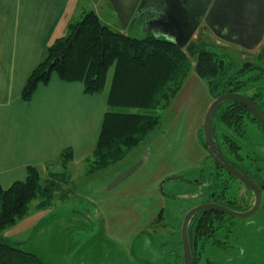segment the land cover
Masks as SVG:
<instances>
[{
	"label": "rangeland",
	"instance_id": "374dc122",
	"mask_svg": "<svg viewBox=\"0 0 264 264\" xmlns=\"http://www.w3.org/2000/svg\"><path fill=\"white\" fill-rule=\"evenodd\" d=\"M147 7L143 3L141 9L145 10ZM87 10L95 11L102 22L119 30L120 25L111 9L110 2L102 0L96 3L91 0H83L81 11ZM137 16L133 17L132 22L125 29V33L131 37L143 38L148 33L142 32L137 23L138 21L144 22V14L140 17ZM80 18L81 16L76 19ZM206 49L217 53L223 57V60L226 59L227 61L232 58L233 63L238 64L232 68V71L228 72L229 74L242 66L241 59L236 54L233 57L231 53L234 51L230 47L228 51L222 50L223 47L218 49L206 46ZM262 64L264 65V62ZM255 72L254 70L243 72L239 80L245 82L250 76L255 75ZM110 75L111 72H109L107 79ZM201 82L206 83L203 79ZM254 82L256 81L251 83ZM204 90L207 96L205 93L197 94L192 112L189 109H182L178 112L176 107L160 110L159 126L150 132L149 136L142 142L152 138V133L182 132L183 125L180 129L169 130L168 125L171 122L181 124L194 122L193 116L198 112V108L202 109L206 106L207 101L210 103L213 101L211 93L205 88ZM220 90V88L215 89L214 94L216 95ZM239 90L242 91V88ZM183 96L184 94H181V97ZM206 111L201 115L202 123ZM211 121L216 130L225 131L216 115L212 117ZM244 122V137L237 140L240 144L238 153L245 156L244 164L250 167L252 175L262 187L260 206L251 216L244 218L226 216L223 221L213 222L212 230L219 223L222 224L216 230L220 234L219 240L215 246L210 243V240L204 243L205 249L195 256L196 264H264V130L256 129L257 126L252 120L246 119ZM202 126L203 124L199 131V141L203 143ZM233 137L234 140L237 139L235 136ZM142 142L137 146L139 150L142 149L140 146ZM165 144L162 139L158 145L153 146L150 150L153 153V156L150 155L153 157V162L147 167L145 166L135 179H131V176L128 178L126 194L123 193V190L122 192L113 190L112 207L108 206L107 210L104 202L100 203L101 206L95 204L92 207L79 194L83 193V182L87 178L84 171L88 164L85 160L82 163H72L66 168L68 172L66 178L69 177V179L56 192V198L52 203L35 211L33 207L37 201L31 202L26 215L18 218L15 224L1 231L0 241L18 245L23 251L35 254L44 264H181V262L183 264L181 236L179 235L181 222L187 210L197 206L205 198L204 190H202L201 195L198 194V191L208 183V179L210 180L208 171L211 167H215L210 157L207 156L203 164H198L189 172H185L182 179L177 180V178L173 179L172 177V180L164 178L160 181L159 189L164 193L166 202L162 213V224L169 227L165 232L157 231L155 226L158 225L149 223L152 217L143 211L140 222L146 221V223L135 236V232H138L139 228L137 215L131 212L134 208L132 207L129 214L124 212L125 207L122 208L120 204L123 202L124 206H128L129 202L136 198L140 199V202L148 199L149 192L147 190L149 189L148 184L153 179L152 174L157 172L160 174L158 170L162 169V159L168 155L165 153L169 152V148L173 147H168ZM173 145L174 147L177 146L176 144ZM176 153H178V149H172L171 153L169 152L171 155ZM165 166L169 167V164ZM59 170L61 169L58 165L48 164V166L42 167L41 174L47 178L49 172H59ZM221 176L226 180L229 195L236 202L234 209L244 212L245 208L253 202L251 192L244 185L242 186L224 173ZM197 178H199V182H197ZM71 185H73L72 191H70ZM107 215L111 218L108 219ZM154 227L156 230H153Z\"/></svg>",
	"mask_w": 264,
	"mask_h": 264
},
{
	"label": "trees",
	"instance_id": "16d2710c",
	"mask_svg": "<svg viewBox=\"0 0 264 264\" xmlns=\"http://www.w3.org/2000/svg\"><path fill=\"white\" fill-rule=\"evenodd\" d=\"M81 12V18L70 22L65 34L46 47L44 60L32 69L20 95L25 103H29L36 87L47 84L55 73L63 81L82 82L87 94L103 91L108 93V109L95 150L90 157L84 159L88 164L84 175L115 165L149 136L160 124L159 111L169 108L192 71L206 81L213 98L227 91H237L248 86L247 84L255 89V96L259 100L264 97V65L261 61L242 62L237 71L229 74L238 64L233 63L232 58L223 60L217 53L208 51L203 43L196 44L192 50L193 55H190L163 37H155L151 33L143 38L131 37L102 22L95 11ZM231 54L235 56L234 53ZM249 70L256 71V74L245 82L240 81L242 73ZM109 72L111 75L107 84ZM253 81L256 82L251 83ZM218 88L221 90L215 95V89ZM254 104L264 117V99ZM244 109L240 102L227 100L213 114H216L226 131L239 134L236 140H227L228 153L240 149L237 140L244 137L242 114L247 113L256 123ZM242 157L245 162V156ZM72 163L71 149H64L56 159L44 165H58L61 169L59 172H49L48 177L44 178L41 174L43 166L30 165L26 168L24 180L14 181L9 187L0 186V233L26 215L31 202L37 201L33 207L35 211L51 203L61 185L69 179L66 178V168ZM215 168L219 169L218 166ZM236 169L244 173L240 168ZM251 179L256 181L255 176ZM256 183L259 185L257 181ZM162 217L159 213L153 224H162ZM213 217L217 220V217ZM201 219L203 222L196 231L193 229V220L190 221L188 235L196 233L197 240H202L203 236L211 238V233H208L213 225L209 221L211 214H204ZM221 225L219 223L210 232L218 230ZM166 227L167 225L162 229ZM192 258L193 262L197 260L193 256ZM0 264L44 263L35 254L23 251L18 245L0 241Z\"/></svg>",
	"mask_w": 264,
	"mask_h": 264
},
{
	"label": "crops",
	"instance_id": "0c3cea01",
	"mask_svg": "<svg viewBox=\"0 0 264 264\" xmlns=\"http://www.w3.org/2000/svg\"><path fill=\"white\" fill-rule=\"evenodd\" d=\"M98 1L102 0L93 2ZM82 4L83 0H0L1 187H9L14 181L24 180L27 166H44L48 161L56 159L64 149H71L74 164L82 163L95 150L108 109L106 91L87 94L82 82H66L55 73L47 84L36 87L29 103H25L20 95L32 69L44 60L46 47L54 39L65 34L70 22L79 18ZM167 4V0L154 1L152 6L148 5L138 14L139 17L144 14L145 22L137 23L142 32L162 34L159 29H151L150 23L164 16V7ZM213 26L218 25L213 23ZM228 28L236 29L234 25H228ZM201 81L194 72L190 73L169 108L176 107L178 112L182 109L194 111L197 94L205 93L207 96L204 88L209 92L206 83ZM181 94L184 96L181 97ZM209 103L207 101L204 108H198V112L193 116L194 122H171L168 125L169 130L180 129L183 125L182 132L152 133V138L141 141L142 149L136 147L115 165L86 175L83 193L79 194L92 207L104 202L107 210L108 206L112 207L113 190H123L126 194L128 178L131 176V179H135L145 166L153 162V153L150 152L153 146L163 139L165 145L173 146L168 150L170 153L172 149H178V153L173 155L166 152L168 155L162 159V169L158 170L160 174L157 171L152 174L153 179L147 190L148 199L140 202V199L136 198L129 202L128 206L120 203L122 208L125 207L124 212L129 214L132 207L134 208L131 212L137 215V236L146 223L140 222L143 211L151 215L149 223H153L158 214L163 213L166 202L164 193L159 189L160 181L164 178L172 180V177L182 179L185 172L204 163L207 155L199 141V131L203 124L200 118ZM173 144L177 146L174 147ZM168 164L169 167H166ZM72 189L73 185L70 191ZM110 218L108 216V219ZM158 226L157 231L162 232L169 228L167 226L162 229L166 224Z\"/></svg>",
	"mask_w": 264,
	"mask_h": 264
},
{
	"label": "water",
	"instance_id": "95a60500",
	"mask_svg": "<svg viewBox=\"0 0 264 264\" xmlns=\"http://www.w3.org/2000/svg\"><path fill=\"white\" fill-rule=\"evenodd\" d=\"M97 1V0H93ZM110 2L115 18L119 23V31L123 32L133 19L143 11V3L147 0H106ZM145 1V2H144ZM164 7V16L150 23L151 29H159L162 34H153L155 37L162 35L167 41L185 49L193 55L192 50L195 42L192 36L201 26L207 25L212 28L213 23L220 28L225 27L230 31L228 25L235 26L238 39L234 41L245 49H252L263 39L264 34V0H167ZM145 22V21H144ZM234 29V28H233ZM151 33L149 31H146ZM227 100L240 102L247 109L253 119L264 129V118L251 99L242 94L227 92L216 97L207 107L203 119V148L210 156L215 166L220 167L227 175L244 184L253 195V205L244 212L230 209L217 203H201L187 210L181 222L179 235L181 236L183 264H193L191 247L189 246L188 226L192 217L201 212H215L226 214L230 217L244 218L253 215L261 203V187L245 174L239 172L234 165L220 153L218 144L215 142L211 132V119L216 108Z\"/></svg>",
	"mask_w": 264,
	"mask_h": 264
},
{
	"label": "flooded vegetation",
	"instance_id": "af4514ba",
	"mask_svg": "<svg viewBox=\"0 0 264 264\" xmlns=\"http://www.w3.org/2000/svg\"><path fill=\"white\" fill-rule=\"evenodd\" d=\"M154 1H157V0H150V1L146 2L145 4L147 6L148 5L152 6V3ZM262 38L263 39L259 42V44L257 46H255L252 49L247 50L244 47H242L240 44L234 42L238 39V34H237L236 30L232 29V28H230V31H226V29H220L218 26H213L212 28H210L207 25H203V26H201L200 29H197L196 32L194 33V35L192 36V39L195 42V45L196 44L200 45L203 43L204 45L210 46L213 48L215 47V48L219 49V48L223 47L224 49H222V50H227V51L229 50V47H230L231 50L234 51L233 53L236 54L239 57V59H241L240 60L241 62H245L248 60L252 61V62H260V61L264 62V34H263ZM247 85L249 87L248 86L242 87V91H240L238 89L237 91H233V92L238 93V94L240 93L243 96H246L248 99H251L253 102H256V103L262 102L264 97H262V99L259 100L260 98L255 96V93H256L255 89L253 87H251L249 84H247ZM227 92H232V91H227ZM226 93H221V94H226ZM214 99H216V98H213V100ZM220 105H223V103H221ZM216 118L218 119L217 116H216ZM245 118L251 120L247 116V113H245V114L243 113L242 119L246 120ZM252 122H254V121H252ZM255 124L258 125V127H256V129L259 130L261 127L259 126V124L257 122ZM262 130H264V129H262ZM225 131L216 130L215 126H212V123H211L212 136H213L215 142L218 144V148H219L220 153L223 154V156L227 159V161L229 163L231 162V164L237 166L236 168H238V169L240 168L241 170H243L244 173H246V175H248V177L250 178V176H252L250 167L248 165H245V164H244L245 166L241 165L244 163L242 160L243 157L238 153V151L232 152V153L230 152V154L228 153L229 143L227 140L233 139L234 138L233 136L237 137V136H239V134L237 132H232V131H226L225 132ZM218 137L220 139L219 141H218ZM206 155L208 157H210L207 153H206ZM238 155H239V157H238ZM233 156H234V158H233ZM218 168L219 169H217L215 167H213V168L211 167L210 170L208 171V176H209L210 180L208 179V183L205 184L198 191V194L201 195L202 190H204L203 192L205 194V198L203 200H201L198 204L213 202V203H217L219 205L222 204V205H224L230 209H234L233 207H234V204L236 202L229 195V193H228L229 188L226 185V180L223 176H221V174L224 173L227 177H230V176L227 175L220 167H218ZM230 178H233V177H230ZM198 179L199 178H197V182H199ZM233 179L235 181H237L239 184H241L235 178H233ZM241 185L243 186L244 184H241ZM245 188H247V187L245 186ZM252 199H253V195H252ZM253 202H254V199H253ZM253 202H252V204L247 206L245 208V210L250 208L253 205ZM207 213L211 214V219H209V221L212 223L215 221H221L227 216L226 214H222V213L219 214V213H215V212H211V211H209V212H201L200 211L197 215H195L194 217L191 218V220H193L192 224H193V229L195 231L200 226V224L203 222L201 219L202 216L204 214H207ZM213 216L217 217V220H215V218ZM213 220H215V221H213ZM213 225H214V223H213ZM212 226H211V228H212ZM211 228H210V231L212 230ZM210 231L208 233H211V235H212L211 238H204L205 236H203L202 240L196 239V233H193L192 235H188L189 236V246L191 247V253H192L193 257H195L198 253L203 251V249H205L204 243L208 242L209 240H210V243L212 245L215 246L217 244V242L219 240L218 237L220 236V234H218L219 232L218 231L210 232ZM212 242H214V243H212ZM180 244H181V240H180ZM195 262H193V264H196Z\"/></svg>",
	"mask_w": 264,
	"mask_h": 264
}]
</instances>
